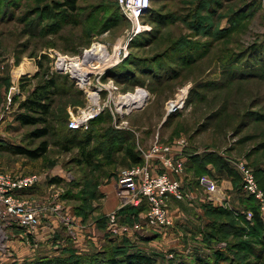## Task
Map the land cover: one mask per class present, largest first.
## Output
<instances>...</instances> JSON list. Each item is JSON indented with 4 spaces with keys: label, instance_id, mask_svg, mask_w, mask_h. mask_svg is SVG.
<instances>
[{
    "label": "trees",
    "instance_id": "16d2710c",
    "mask_svg": "<svg viewBox=\"0 0 264 264\" xmlns=\"http://www.w3.org/2000/svg\"><path fill=\"white\" fill-rule=\"evenodd\" d=\"M191 1L195 3L187 2L192 5L187 6V12L185 15L182 14L181 22L191 26L192 33L181 38L176 37L173 45L169 44V39L173 38L171 34L166 49L152 53H137L135 49L149 48L164 41L167 36H165V28L174 22L172 13L165 14L155 10V5L168 0H153L151 9L144 17L155 26L153 33L142 34L135 38L130 44L129 57L123 60L120 66L109 70L102 79L104 82L113 80L124 90L145 87L158 99L168 92L172 93L176 86L193 81L195 89L191 92L188 104L193 106V114L199 115L196 126L199 125L195 134L208 130H212L216 135L226 132L233 134V137H239L237 144L242 147L247 148L251 144L245 156L254 167L259 186L264 190V41L261 45L256 43L251 47H244L241 40L244 24L247 27L246 23L250 17L263 8L264 0H257L258 3L254 2L252 5H233L235 7L223 6L220 0ZM234 1L230 0L233 4ZM40 2L45 5L41 12L51 16L52 10H55L59 16L64 17V24L58 28L78 14L80 8V0H40ZM17 3L11 1L3 6L0 2V18L6 20L10 15L9 20H12L15 12L20 9ZM117 5L116 20L121 21L120 23H130L124 16L118 0ZM224 9L227 10L224 14L218 13ZM49 18L51 17H46ZM217 18L218 21L228 18L230 27L220 30L216 26ZM58 28L52 26L50 30L56 31ZM203 37L210 40L200 41ZM213 65H219L221 77L204 80L202 77ZM67 75L60 73L50 75L19 107L24 112L18 115V122L23 127L35 128L30 137L41 140L39 145L34 148L23 146L10 148L28 160L38 161L49 153L51 143L47 138L55 135L58 138L55 145L66 153L77 151L78 159H75L74 163L83 170H91L94 174L90 177L84 175L85 184L77 183L78 186L88 188L82 189L80 194L84 196L83 201L89 203L102 196L101 186L113 178L119 179L118 169L122 164L119 156L124 155L128 167L142 164L143 156L137 145L136 133L131 130L116 129L112 124L110 111L94 119L87 131L73 130L69 125V129H63L61 133L56 131L51 121L54 117L53 107L55 98L60 94L59 86L63 84L59 80L61 76L72 82ZM200 110L204 113L199 114ZM165 125L174 127L177 131L174 134L177 135L182 131L189 132L191 129L182 112L170 116L163 127ZM151 132L146 131V134ZM217 143L213 146L219 149L221 146ZM3 147L7 145L0 143V149ZM204 157L203 159L198 157L196 160L198 167L206 168L207 164L212 162L218 169H226L227 173L233 176L236 188L239 190L243 188L240 174L226 158L217 153H210ZM52 181L60 183L61 180L55 178ZM242 202L246 213L236 214L233 210L211 204L206 208V216L210 223L205 229L203 241L211 249H214L212 246L215 243L216 245L226 243V251L221 248L214 250L213 264H225V262L264 264V218L260 205L253 196L249 195L243 196ZM147 211L148 206L143 204L138 209L125 207L120 214H129L127 217L133 225L134 220L144 216ZM247 211L253 213L251 221L247 219ZM77 212L83 211L78 208ZM131 247L133 246L128 244L116 245L114 248L93 255L70 251L62 256L39 257L24 264H159L155 257L140 250L132 251ZM174 260L176 261V256L172 257L169 264H183L182 259L178 260V263H172ZM197 260L201 262V259Z\"/></svg>",
    "mask_w": 264,
    "mask_h": 264
},
{
    "label": "rangeland",
    "instance_id": "374dc122",
    "mask_svg": "<svg viewBox=\"0 0 264 264\" xmlns=\"http://www.w3.org/2000/svg\"><path fill=\"white\" fill-rule=\"evenodd\" d=\"M11 1L16 3L18 1L17 4L20 5V9L15 12V17L12 20H9L10 15L7 16L6 20L0 18V143L7 145V147L0 149V171H19L23 174L39 173L45 175L43 182L31 189L29 193H26V197L41 203L50 199L51 193L60 192L61 201L76 225L71 230V228L62 224L58 218L47 215L43 218L41 228L35 235L27 236L20 230H14L12 244H7V238L0 242V264H24L39 257L62 256L70 251L93 255L114 248L116 245L123 246L127 244L133 246L131 247L132 251L140 250L149 256L155 257L159 264L171 263L170 260L172 261L173 256H176V261L174 260L172 263H178V260L182 259L183 264H204L203 261L207 262L206 264H213L212 261H215L214 256H212L214 250L221 248L226 251V243H220L219 245L215 243L216 246H212L214 249L206 247L204 250L195 247L192 243L188 246L187 251H185L186 248L184 251H176L166 247L164 242L161 241V230L146 226L142 230H135V228L133 230L135 224H139V222L143 224L144 220L138 217L132 225L127 217L129 214H120L119 211L112 213L117 214L121 227L128 226L131 230H124L121 234L114 233L109 227V219L112 213L109 215L96 213L97 203L103 197V194L99 199L97 198L89 203H85L83 201L84 196L80 194L82 189L88 188L78 186L77 183L83 182L85 184L84 175L87 174L90 177L94 174L91 173V170H83L74 163V160L78 159L77 151L66 153L56 146L55 143L58 138L55 135L47 138L51 143L49 153L38 161L28 160L16 154L10 148L18 146L34 148L41 142V140H34L30 137L35 128L23 127L18 122L17 117L24 112L19 108L21 103L30 97L37 86L44 83L50 75L68 74L69 79L74 82V84L68 82L64 79L65 76H61L59 79L63 84L59 86L60 94L55 98L54 117L51 119L52 125L56 127L58 133H61L63 129H69V123L78 118L83 111L86 112L93 108L88 90L95 91L97 89L99 73L108 69V66L100 72L92 74L89 84L86 87H81L78 81L72 78L73 72L70 69L64 71L59 68L57 55L68 57L69 60L83 58L85 51L91 49L95 44L106 46L109 54L110 52L114 54V50L122 44L126 32L132 27L131 23H120L121 21L116 20L117 0H80L78 14L69 18L71 20L60 28L58 27L65 22L63 21L64 17L59 16V13H56L55 10H52L51 16L46 15V12H41L40 10L45 5L40 0H0L3 6ZM220 1L226 7H235L233 5L239 6L240 4L242 6L252 5L257 2V0H235L233 4L230 0ZM187 2L195 3L191 0H168V2L155 5V10H160L161 13H172L174 22L165 28V36H167L164 41L149 48L135 49L136 52L152 53L157 52L159 49H166L169 44H174L176 37L180 36L181 38L183 35L192 33L191 26L181 22L182 14L185 15L187 12V6L192 5L187 4ZM226 11L224 9L218 13L224 14ZM47 16L51 18L46 19ZM143 24L151 27V30L142 34H152L155 26L145 18ZM246 25L247 27L244 24L245 29L241 34L244 47H251L256 43L261 45L264 41V6L256 11L253 17H250ZM52 26L57 27L58 30L51 31L50 27ZM216 26L220 30L229 28L228 18L219 21L217 18ZM171 34L173 38L169 39ZM134 39L123 51L122 57L126 53L130 54V44ZM168 39L169 44H167ZM205 40L209 41L210 38H200V41ZM123 45L125 46V44ZM214 60L215 58L212 59V61ZM48 73L49 75H47ZM219 77H221V69L219 65H213L202 78L209 81ZM117 86L119 92L115 93L114 99L110 100L109 103H107L108 91L102 93L101 102L107 104L108 107L101 115L106 111H110L112 124L116 129H126L136 133L138 147L142 145L146 147L144 149H149L155 136H159L162 141L169 138H186L189 140L191 137H196L197 143L209 144L207 142L212 141L215 144L218 142L217 144L222 148L232 149L231 152L237 156L245 157V152L249 151L248 148L251 144L247 148L246 146H243V148L237 144L239 137H233L231 133L226 134L224 132L221 135H216L212 130H208L198 135L195 134L199 125L196 126L199 115L193 114V106L188 104L191 92L195 89V84L191 80L183 85L176 86L172 93L168 92L167 95L161 96L159 99L149 93L150 97L146 104L141 108L133 109L131 112H128V107H122L121 95L128 92L135 93L140 86L129 90ZM184 89L188 91V99L182 113L186 123L193 130L189 128V132L184 133L185 131H182L177 135L174 134L177 132L174 127L169 125L162 127V122L165 121V118L168 119L170 116L177 114L167 115L168 103L177 99V96L182 94ZM200 113L204 112L200 110ZM93 120L89 122V128ZM88 129H81V131H87ZM148 129L153 131L151 135L145 134ZM118 158L122 162L121 169L125 168L124 155ZM128 168L131 167L126 166V169ZM122 171H119V175ZM55 178H59L60 183L53 182L52 180ZM115 182H118L117 178ZM109 184V182L106 183V185ZM101 188L100 192H102ZM113 189L115 190L114 187ZM78 208H81L83 212H77ZM86 215L87 218H85ZM145 240L147 242L142 244L141 242ZM197 259H201V262H197ZM226 263L228 264V262Z\"/></svg>",
    "mask_w": 264,
    "mask_h": 264
},
{
    "label": "built area",
    "instance_id": "2783aa9c",
    "mask_svg": "<svg viewBox=\"0 0 264 264\" xmlns=\"http://www.w3.org/2000/svg\"><path fill=\"white\" fill-rule=\"evenodd\" d=\"M153 0H118L124 16L132 24L131 29L126 32L124 37V48L119 51V61L113 66L99 73L97 89L93 92L97 93V103H92V109L83 112L78 118L69 123L70 129L81 130L88 129L89 122L100 116L108 107L107 104L101 102V95L104 91H108V101L114 99L115 93L119 92L118 86L114 81L108 83L103 82L102 77L111 69L118 66L125 60L129 54L122 57L123 51L126 50L129 43L138 35L151 30L146 24H143L145 15L149 12ZM123 44V43H122ZM87 51V50H86ZM85 51V53H86ZM85 53L83 56H85ZM57 59H65L66 62L71 61L68 57L58 56ZM81 60V58H77ZM65 71V69H62ZM62 71V72H64ZM67 73V72H65ZM74 79V76H72ZM76 79V78H75ZM77 80V79H76ZM90 80V77H89ZM79 83V82H78ZM80 84V83H79ZM89 84V81L87 85ZM87 85L80 84L81 87ZM141 92L144 98L143 107L149 100V92L145 88H137L135 93L128 92L121 95L122 98ZM89 94V91H88ZM188 91L184 89L177 99L168 103V116L180 113L185 110L188 99ZM90 97V94H89ZM135 104V103H134ZM122 107H128L131 112L133 106L130 103H122ZM138 107V108H141ZM120 127V126H119ZM188 146L187 139H178L172 143L163 142L159 136L156 137L149 149L140 148L143 156V163L128 168L120 174L117 182V194L125 204H131L134 207H141L143 204L148 206V211L144 217V223L139 222L132 228L134 230H142L149 227L153 229H168L172 227L173 221L169 216L168 199L174 197L177 200H185L186 193L180 177L184 175L187 163L184 154V148ZM238 173L242 178V187L247 195L253 196L259 203L261 213L264 218V190L261 189L256 178L255 169L246 161L238 160L233 162ZM45 175L39 173L17 174L12 172H0V242L4 240L7 232L10 230H20L28 235H35L41 228L43 218L48 216L56 217L62 224L67 227L74 228L76 225L67 213L64 204L61 201V193H51L50 199L37 203L25 196L24 192L34 189L43 182ZM214 184L208 186V190H213ZM247 219H253V213L248 212ZM117 214L112 213L109 219V227L114 233L121 234L124 230H131L130 227H121Z\"/></svg>",
    "mask_w": 264,
    "mask_h": 264
},
{
    "label": "crops",
    "instance_id": "0c3cea01",
    "mask_svg": "<svg viewBox=\"0 0 264 264\" xmlns=\"http://www.w3.org/2000/svg\"><path fill=\"white\" fill-rule=\"evenodd\" d=\"M164 120L165 121L162 122L163 123L162 127L168 119L165 118ZM150 130L151 129H148V131ZM148 134L151 135L152 133H148ZM155 139L156 136L154 137L151 144H153ZM178 139H186V138H169L168 140L163 142L172 143ZM207 143L209 144L203 143L204 144L203 145L202 143L201 144L197 143L196 137H191L188 140V146L184 148L187 168L184 175L180 177V180L183 184L186 193V199L177 200L174 197H169L167 201L169 216L173 221V225L168 229L161 230L162 232L160 239L161 241L164 242L166 247L170 249H175L176 251H184L185 248H186L185 251H187L188 246L192 245V243H194L195 247H199L200 249L203 248L202 250H204L208 246L207 243L203 241V239L205 238L204 237L205 229L210 223V220L206 216V208L208 205L211 204L215 207L228 208L230 210L235 211L236 214L245 212L242 199L243 196L247 194L243 190V188L239 190L238 188L235 187L233 176L228 174L226 169H222V168L218 169L212 162L207 164L206 168H204L203 166L198 167L196 160L198 159V157L203 159L205 158L204 156L207 154L217 153L218 155L226 158L229 161V163L232 165V167H234L237 173L238 171L234 166L233 162L238 160H244L250 164L249 160L247 159L246 156L245 157L237 156L233 152L231 151L229 152L230 150L229 148H222V147H219V149L215 148L213 146L212 141ZM140 148H146V147L140 145L139 150ZM125 164L127 165L128 163ZM119 168L121 169V165ZM120 169H118V171H122L123 169H126V166L125 168H122L121 170ZM0 172H8V171H0ZM12 173L23 174V173H19V171ZM115 181L116 178H113L109 182L110 183L109 185L105 184L101 188L103 197L100 198L97 203L98 208L96 210V213H103L105 215H109L114 211L121 212V210L124 209L125 207H129V206L134 207L131 204H125L124 202H122L121 198L117 194V190H116L117 183ZM211 184H214L215 188L210 191L208 190V186ZM113 187L115 188V190L113 189ZM29 192L30 190L24 192L23 196L26 197V193ZM134 208L138 209V207H134ZM248 212L251 211H247V213ZM144 217L145 215L144 216L142 215L141 219L144 220ZM13 237H14V230H11L10 232H8V236H7L8 245L9 243L14 241ZM146 242L147 240L141 243L145 244Z\"/></svg>",
    "mask_w": 264,
    "mask_h": 264
},
{
    "label": "bare ground",
    "instance_id": "6f19581e",
    "mask_svg": "<svg viewBox=\"0 0 264 264\" xmlns=\"http://www.w3.org/2000/svg\"><path fill=\"white\" fill-rule=\"evenodd\" d=\"M124 44V41L122 42ZM121 44L114 50V54L110 52L106 46L102 44H95L91 49H88L85 53V56L79 59L71 60L66 62L65 59L60 60V66L62 69L71 70L74 78L82 85H87L89 77L92 74L100 72L104 67H111L121 59L119 57L120 49L124 48V45ZM125 61V60H124ZM120 66V65H119ZM101 72H104L103 70ZM110 77V76H109ZM92 103H97V93L91 90H88ZM144 98L142 93L131 94L124 99L122 98V103H130V106L133 108L141 107ZM135 103V104H134ZM84 112V111H83ZM172 117V116H171Z\"/></svg>",
    "mask_w": 264,
    "mask_h": 264
}]
</instances>
